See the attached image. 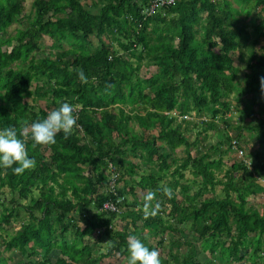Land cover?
<instances>
[{
  "label": "trees",
  "instance_id": "trees-1",
  "mask_svg": "<svg viewBox=\"0 0 264 264\" xmlns=\"http://www.w3.org/2000/svg\"><path fill=\"white\" fill-rule=\"evenodd\" d=\"M23 1L0 0V130L43 120L61 102L75 106L79 119L54 145L27 141L33 169L17 175L0 167V230L24 213L13 234L0 237V264L2 251L19 252L26 264H98L110 253L126 255L129 235L158 250L166 231L169 258L160 256L161 264H204L181 241L187 220L201 251L219 264H264V204L258 211L247 202L264 192L256 181L264 180V42L255 48L264 37V0H176L149 16L141 13L148 0H32L26 20ZM15 22L20 27L6 35ZM89 36L97 38L93 50ZM42 37L50 49L37 56ZM141 65L157 70L141 77ZM191 114L199 119L182 117ZM227 128L256 143L251 153L239 141L250 168L233 159L222 169ZM208 132L219 138L205 145ZM108 162L118 172L119 212L100 209L109 197ZM148 191L161 211L145 219L143 207L133 208ZM181 245H188L181 255L171 251Z\"/></svg>",
  "mask_w": 264,
  "mask_h": 264
},
{
  "label": "clouds",
  "instance_id": "clouds-1",
  "mask_svg": "<svg viewBox=\"0 0 264 264\" xmlns=\"http://www.w3.org/2000/svg\"><path fill=\"white\" fill-rule=\"evenodd\" d=\"M170 2V0H169ZM81 83H88L82 69L77 70ZM261 89L264 91V77H261ZM77 109L68 102H61L60 106L47 113L46 118L34 121L31 124L21 122L19 130L15 127H8L0 130V167L12 168L17 175L23 174L25 170L35 167L34 158H29L26 143L29 139L35 145L48 146L56 143L55 137L63 133L65 139L72 135L77 127L79 119L76 115ZM13 165H17L13 168ZM163 194L169 199L173 192L170 187H162ZM155 202V203H153ZM161 211V203L156 200V193L148 191L143 195L144 218L155 217ZM102 251H107L104 249ZM127 251L129 253L126 264H161L158 250H150L140 238L129 235L127 238Z\"/></svg>",
  "mask_w": 264,
  "mask_h": 264
},
{
  "label": "rangeland",
  "instance_id": "rangeland-1",
  "mask_svg": "<svg viewBox=\"0 0 264 264\" xmlns=\"http://www.w3.org/2000/svg\"><path fill=\"white\" fill-rule=\"evenodd\" d=\"M31 1L32 0H24L23 1V10L22 12L19 14V16L21 15V18L23 19H27L29 15H31V7H30V4H31ZM64 11L61 10L60 11V14H63ZM19 24H17L16 22L11 24L9 27H7L6 29V35H11L14 33L15 29L16 28H19ZM250 30V29H249ZM198 38H202L203 37V33L202 32H199L198 35H197ZM102 38V41L103 42H108V39H106L105 37H101ZM175 39H173V43H175ZM264 42V37H261L259 38V43L255 46L256 49H258L260 47V45ZM14 42L12 43H9L8 45H5V47H2V49H9V47L13 44ZM98 46V42H97V38H95L94 36H89L88 38V47L90 50H93L95 49L96 47ZM50 49V42L49 40L47 39V37H42L41 41L39 42L38 44V47L34 50V54L37 55V56H40L41 55V52L42 50H44V52L46 51H49ZM52 52H54L52 50ZM124 57L127 58V56L124 54ZM237 61L234 60V65H237ZM240 69L241 71L244 70V68L242 66H240ZM155 70V67L153 66H145V65H141V67L139 68V70L137 71L138 74L143 77L145 75H148L150 73H153ZM32 85L30 86V89H31ZM36 104L37 105H42L44 104V101H36ZM205 118H207V115L205 116ZM232 119H234L232 117ZM131 126L133 125L134 129H137L136 125H134L133 123L130 124ZM225 133H226V136H228L229 138L231 137H234L235 136V129H231V128H227L225 130ZM188 137L190 139H192L193 137V134L192 133H189L188 134ZM219 138L218 135H216L215 133H212V132H208V137L205 138V141H204V144L205 145H208L209 143L210 144H213L217 141V139ZM240 143L241 144H244L246 145V148H247V151L251 152L254 151L257 147L256 143H254L253 141H249L247 140V137H246V132H240ZM176 155H174L175 157H180L182 156V152H181V149H176V152H175ZM191 155H194V152L193 150H191L190 152ZM225 161V163L222 165V169H225L227 167V165L233 161V159H236L234 154L230 151V150H227L226 151V154L222 157ZM251 160V159H250ZM134 161V160H133ZM185 176L186 177H189V174H187L185 172ZM219 176V175H218ZM257 183H259L260 185L264 186V180L261 181L259 179L256 180ZM219 188H220V185H217L215 186V191H219ZM3 191H6L5 189H3ZM141 192L138 191V195L140 194ZM141 196V195H140ZM143 196V195H142ZM139 197V198H143V197ZM8 197V196H6ZM252 196H249L247 198V202L249 205H252L254 208H256L258 211H261L262 209V205L264 204V192L263 193H259L255 196H253V198H251ZM181 196L180 194H176V199L180 200ZM131 203L130 202V205H127L128 207L131 206ZM137 207H143V203L140 205V206H134V212L137 211ZM142 211H143V208H141ZM165 211H166V208H165ZM24 219V213L22 211L19 212V215L16 219L14 220H11L9 224L7 225H2V229L0 230V237H3V238H6L7 236L13 234V232L18 228L20 222ZM128 218L126 217L125 219H123L124 221L127 220ZM134 221H135V224L140 226L141 224V221L139 219H137L136 217H134ZM117 220H119L117 218ZM167 220L171 221V222H174L172 221L170 218H167ZM117 223H123V222H120L117 221ZM70 224V223H69ZM183 232H182V235L180 234V237H181V241L183 240L184 242H186V244H192L195 246L196 248V251H195V262H205L204 264H207V262L209 260H212L214 261L215 258L213 256L210 255V253H208L207 251H201L200 247H199V243L200 241L192 234V232L190 231V222L187 220V221H184L183 222ZM98 233H96L97 235ZM172 235V232L170 231H166L163 233V237H164V241L161 245V247H159L158 251L160 253V256L162 257H165V258H169L168 256V253H167V246L169 245V236ZM179 235V234H177ZM64 237L65 239L69 240L71 237H72V229H71V226L69 227V230L67 232L64 233ZM156 237H159L158 235ZM264 239V238H263ZM105 238L103 239L102 242H100L98 244L99 248L101 249L100 251L104 250L106 248L105 246ZM154 237H148V241H154ZM145 245H147V242H143ZM187 246L188 245H184V246H180V247H177V246H173L171 247V251L172 252H177L179 255H181L184 250H187ZM95 249L94 246H91L90 247V250H93ZM98 249V248H96ZM57 252L56 250H53L49 253V259L50 261H54L55 259V256H56ZM4 258H5V264H26L23 260V257L22 255L17 252V251H2V254H1ZM129 253L127 252L126 255H122L120 257L117 256L116 253H110L108 256L106 257H103V258H100L99 260V263L98 264H122L124 263L125 261H127V257H128ZM246 258V256H245ZM249 259L246 258L244 261H240V262H230L229 264H249ZM215 264H219L217 261H214Z\"/></svg>",
  "mask_w": 264,
  "mask_h": 264
},
{
  "label": "built area",
  "instance_id": "built-area-1",
  "mask_svg": "<svg viewBox=\"0 0 264 264\" xmlns=\"http://www.w3.org/2000/svg\"><path fill=\"white\" fill-rule=\"evenodd\" d=\"M176 0H148L146 5L141 10V13L143 15L149 16L153 14L158 9L169 6L174 4ZM233 114H235L233 112ZM185 119H199L198 116L191 114V116H182ZM203 117H200V119ZM205 118V117H204ZM228 149L234 154L235 158L239 161H242V163L250 168L251 162L250 159L245 157L244 150L242 146L240 145L239 141L235 137H231L229 141ZM105 175V192L109 194V197L107 200L103 201L101 204V210L106 212H119L121 210L120 203L123 200L122 196H119L117 194V186H118V172L115 169V167L108 162L106 169L104 171Z\"/></svg>",
  "mask_w": 264,
  "mask_h": 264
},
{
  "label": "crops",
  "instance_id": "crops-1",
  "mask_svg": "<svg viewBox=\"0 0 264 264\" xmlns=\"http://www.w3.org/2000/svg\"><path fill=\"white\" fill-rule=\"evenodd\" d=\"M133 160L136 162V159H133ZM137 164H138V162H137ZM141 167H142V166H141ZM141 167H140V168H141ZM137 171H138V172H140V171H141V169H138ZM133 177H134V179L136 180V178H137V175H135V174H134V175H133L131 178H133ZM126 178H127V177H126ZM127 195H128V194H127Z\"/></svg>",
  "mask_w": 264,
  "mask_h": 264
}]
</instances>
